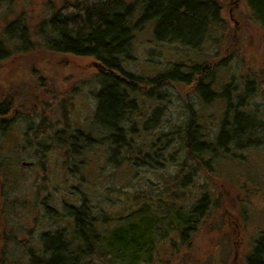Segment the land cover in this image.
I'll list each match as a JSON object with an SVG mask.
<instances>
[{"label":"trees","instance_id":"1","mask_svg":"<svg viewBox=\"0 0 264 264\" xmlns=\"http://www.w3.org/2000/svg\"><path fill=\"white\" fill-rule=\"evenodd\" d=\"M243 2L250 19L264 28V0ZM221 9L218 0H138L133 3L125 0H74L65 3L49 17L47 30L50 35L43 41L37 40L39 45L33 44L25 32L27 28L22 27L19 34L12 24L7 27L6 42L0 40V64L8 63L13 56V59L15 56L21 60L28 58L36 49L44 53L88 57L98 63L93 123L102 132L97 141L106 143L108 161L115 166L130 163L132 166H149L151 171H176L166 179H172L171 187L164 174H160L161 186L155 190L152 181H146L147 191L130 195L138 202L136 207L132 206L126 215L115 219L93 213L94 207H91L88 196L81 192L78 205L63 202V212L53 211L50 217L55 223L65 221L64 225L42 232L38 238L39 246L23 253L24 264H152L160 249L174 253L189 248L192 236L205 222L213 205L210 191L201 188L203 183L198 181V172H214L220 162L228 157L233 159L236 152L264 147V120L260 111L246 108L253 95V81H245L243 92L235 96L234 102L230 96L231 82L219 93L213 90V75L225 62L219 63L212 71L201 62L190 66L172 63L168 70L152 77L135 74L127 63L134 60L136 33L148 24L152 41L177 43L191 50H200L209 42L210 33L221 25ZM12 33L17 35L14 37ZM28 76H25L28 84H22L26 88L14 84L0 96V135L9 133L12 126L23 118L25 136L34 135L36 138L29 139L37 141L31 144L35 154L45 156L54 151L48 150L45 140H49L67 149L62 154L65 164L81 157L82 151L96 139L66 122L59 123V113L68 105L53 108L51 114L57 116L56 123H49L43 105L53 106L62 91L48 89L47 82L34 71ZM36 76L40 78L33 79ZM171 83H194V92L201 105L195 107L187 102L183 105L184 114L178 126L159 130L160 118L165 110L168 111V105L165 109L155 105L149 113V105H141L139 92L144 89L143 85L152 86L154 92V89ZM37 89H44V92L37 93ZM147 94V97L152 95L151 91ZM220 96L224 98V105H215L217 108L221 106L220 117L218 121L210 122L203 111L205 106L212 105L205 104ZM142 106H146V114L142 113ZM15 109L19 112L12 117ZM23 111L33 113L31 116L35 121L30 122L29 113ZM140 124L145 132L152 133L158 128L155 134L152 133L158 137L137 142L136 137L142 134L138 131ZM172 132L178 136L181 146L182 155L177 161L173 155L164 157L166 149L174 142L167 140ZM162 140L166 143L164 148V142L161 143V150L157 142ZM0 164L3 174H7L4 169L10 166L9 157L0 156ZM5 199L0 198L2 214L10 202L8 197ZM3 201L7 203L3 204ZM17 251L6 247L0 261L18 263L16 257H12ZM246 264H264V231L253 240Z\"/></svg>","mask_w":264,"mask_h":264},{"label":"rangeland","instance_id":"2","mask_svg":"<svg viewBox=\"0 0 264 264\" xmlns=\"http://www.w3.org/2000/svg\"><path fill=\"white\" fill-rule=\"evenodd\" d=\"M73 1L0 0V40L6 42L4 35L12 24L19 34L22 27L27 28L25 32L33 44L39 45L37 40L43 41L50 35L47 30L49 17L62 9L65 3ZM125 1L133 3L138 0ZM218 1L222 7L221 28L216 27L210 33L209 42L200 50H191L177 43H156L151 40V27L148 24L136 33L132 53L134 60L128 62L127 66L135 74L152 77L168 70L172 63L190 66L201 62L212 71L219 63L225 62L213 75V90L219 93L224 85L231 82L233 89L230 96L235 102V96L243 92L245 81H253V95L246 108L248 111L259 109L264 120V28L250 19L243 0ZM15 34L12 33V36L15 37ZM44 52L36 49L28 58L21 60L15 56L13 59V56L8 63L0 64V96L7 88L12 89L14 84H28L25 76L29 77L28 74L34 71L47 82L48 89L51 87V91H62L53 106L43 105L49 123H56L54 119L57 116L52 117L51 114L53 108L68 105L58 112V122H66L92 135L96 143L82 151L81 157L68 160L65 164L63 155L67 149L58 147L54 141L45 140L48 150L54 149L49 155L34 153L31 144L37 141H33L36 139L34 135L25 136L26 123L23 118L12 126L9 133L0 135V156L10 159V166L4 169L8 172L5 175L0 164V198L4 201L6 197L10 199L3 214L0 212V258L6 247L11 251L18 250L17 253L12 252V257L19 261L16 264H24L23 253L28 248L36 249L39 246L38 238L42 232L64 225L65 221L55 223L50 217L51 212L62 213L63 202L78 205L80 192L88 196L91 207H94L93 213L106 214L115 219L126 215L132 206L136 207L138 202L132 200L131 194L140 195V191H147L149 186L145 185L146 181L151 180L152 189L155 190L162 180L160 174L167 176L165 180L176 174V171L172 172L174 170L151 171L149 166H132L130 163H117L115 166L108 161L106 143L97 141L102 132L93 123V94L98 89V63L88 57ZM143 86L139 97L141 105H149V113L155 105L162 109L168 105V111L165 110L160 118L159 130L178 126L184 114L183 105L187 102L195 107L201 105L194 92V83H171L154 89V92L152 86ZM22 87L26 88L25 85ZM36 91L41 94L44 89ZM149 91L152 95L147 97ZM205 105H212L205 106L203 112L206 120L218 121L221 106L217 108L215 105H224V98L217 97ZM145 107L142 106V113L146 114ZM17 112L15 109L11 116L14 117ZM28 113L30 122L35 121L33 113ZM138 131L142 133L136 137L139 143L158 137L153 131L154 134L143 131L142 127ZM177 137L175 134L168 137L167 140L174 142L166 149L164 156L168 158L173 155L176 161L182 155ZM164 141L157 142L158 149L165 147ZM197 176L198 181L203 183V187H199L211 193L213 205L210 214L192 236L189 248L174 253L168 248L160 249L152 264H246L253 240L260 231H264V147L236 152L233 159L228 157L220 162L214 172H198ZM166 181L170 184L173 182L172 179ZM4 201L3 204L7 203ZM6 262L0 261V264H9L8 260Z\"/></svg>","mask_w":264,"mask_h":264}]
</instances>
